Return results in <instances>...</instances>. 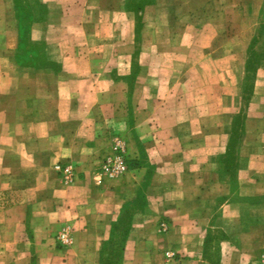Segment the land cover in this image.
Instances as JSON below:
<instances>
[{
  "label": "crops",
  "instance_id": "1",
  "mask_svg": "<svg viewBox=\"0 0 264 264\" xmlns=\"http://www.w3.org/2000/svg\"><path fill=\"white\" fill-rule=\"evenodd\" d=\"M41 1L49 13L31 27L35 42L48 40L52 28L50 0ZM0 8V191L18 197L7 207L13 195H0V264H166L168 251L178 264H262L264 115L248 117L237 163L224 170L233 134L220 151L218 130L204 128L220 114L209 85L206 106L197 89L188 99L186 72L175 85L131 62L130 78L108 86L118 66L107 70L96 56L97 66L87 67L84 52L53 55L58 68L20 65L7 37L10 8ZM110 90L118 98H108ZM228 100L221 114L232 116ZM113 137L125 144L128 172L100 178ZM58 163L74 167L70 183L56 174ZM124 218L132 227L118 251Z\"/></svg>",
  "mask_w": 264,
  "mask_h": 264
},
{
  "label": "rangeland",
  "instance_id": "2",
  "mask_svg": "<svg viewBox=\"0 0 264 264\" xmlns=\"http://www.w3.org/2000/svg\"><path fill=\"white\" fill-rule=\"evenodd\" d=\"M48 2L53 8L50 38L35 42L30 35L31 27L46 18L49 13L47 5L41 0H0V3L10 8L11 25L7 37H10L11 52L20 65L58 68L61 64L53 60L55 54L61 56L68 52H84L87 56L84 65L87 67L97 66L96 56L105 60L104 67L107 70L115 64L118 66V74H107L108 86L112 85L116 78H130L127 73L131 62L144 70L155 67V70L164 73L166 80L175 85H179L182 74L186 72L190 93L188 99H194L192 93L195 94L196 89L201 94L198 102H203L206 106L208 101H212L208 98L212 90L211 98L215 100L218 96L216 107L220 114L205 121L204 128L208 133L218 130L221 138L216 142L220 151L226 146L227 136L233 134V151L228 155L229 166H226L227 154H224L222 168L228 170L235 166L237 156L234 150L241 146V135L245 130L246 120L250 115H264V0ZM93 4L97 8L100 5V8L87 11L86 8ZM6 11L5 8V13ZM64 14L68 18L62 21ZM3 19V10L0 8V22ZM1 23L0 37L3 35ZM69 37L76 40L70 42L67 40ZM87 38L99 41H82ZM102 38H106V41ZM114 39L118 41L115 42ZM152 52L156 54L153 55ZM140 78V81L146 83L145 73ZM207 85L212 89L210 92ZM228 94L232 95L229 100ZM110 95L112 98H118L115 90L108 91V98ZM123 97H126V93ZM227 100L230 108L235 110L232 116L230 113L221 114V110H225L223 107ZM125 158L127 162L126 155ZM60 164L64 163L57 165ZM57 165L54 168L56 174ZM24 194L27 195V191ZM0 195H13L9 198L7 207L18 199L11 191H0ZM127 209L134 210L133 207ZM135 213L133 212L131 217ZM121 222H125L122 229ZM131 227V218H124L118 224V251ZM215 232V239H224L223 232ZM178 262L179 257L176 264Z\"/></svg>",
  "mask_w": 264,
  "mask_h": 264
},
{
  "label": "built area",
  "instance_id": "3",
  "mask_svg": "<svg viewBox=\"0 0 264 264\" xmlns=\"http://www.w3.org/2000/svg\"><path fill=\"white\" fill-rule=\"evenodd\" d=\"M126 147L123 141L119 137H113L112 151L99 166L98 175L100 178L116 179L123 176L128 171V165L126 162ZM57 175L62 180L63 184L70 183L75 175V169L69 164L57 165ZM60 241L62 244H68L69 238L67 234L60 235ZM178 256L173 253H166L167 264H176Z\"/></svg>",
  "mask_w": 264,
  "mask_h": 264
}]
</instances>
